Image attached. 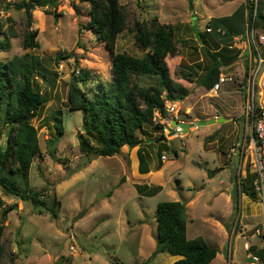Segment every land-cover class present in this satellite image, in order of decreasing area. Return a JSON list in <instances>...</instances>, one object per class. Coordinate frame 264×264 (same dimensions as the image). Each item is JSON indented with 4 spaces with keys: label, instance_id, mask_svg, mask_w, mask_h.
<instances>
[{
    "label": "rangeland",
    "instance_id": "374dc122",
    "mask_svg": "<svg viewBox=\"0 0 264 264\" xmlns=\"http://www.w3.org/2000/svg\"><path fill=\"white\" fill-rule=\"evenodd\" d=\"M119 1L126 9L128 29L119 35L116 53L144 57L146 52L135 44L136 21L158 17L160 23L176 27L180 52L166 62L174 81L189 91L185 99L174 102L180 109L181 120L188 123V131L174 138L165 132L155 133L147 126L146 133L139 134L144 166L152 170L144 179L127 175L121 155L99 156L80 170L87 161L80 149L81 134L86 133L84 113L70 109L69 91L75 88L81 95L93 98L102 84L113 81L112 55L86 28L90 4L82 0H0V41L10 42L9 50L0 51V61L32 52L45 69V76L36 75L35 79L36 89L48 102L33 120L39 132L41 153L32 164L30 190L44 191L48 206L56 200L61 202L58 218L54 219L47 210L40 214L30 202L9 195L0 186V222L5 226L2 264H170L173 256L167 253L150 259L157 245V205L166 201H186L189 205L188 238H203L218 251L210 264L253 263L254 254L245 246L264 241V208L246 194L234 202L233 177L238 176L239 181V176L245 179L251 175L247 165H242L240 173L241 155L231 152L243 137L238 83L225 84L218 97L208 96L207 89L198 84L199 77L216 60L220 62V71L226 72L227 68L220 61L222 56L207 44L205 32L210 16L230 14L242 0ZM25 2L36 5L30 18L25 12L26 5L22 8ZM263 7L261 0L260 10ZM193 11L204 40L196 39ZM28 19L32 21L30 28ZM28 29L37 32L38 47L34 50L23 47ZM220 48L227 51L228 45L222 44ZM184 66L197 72L192 82L182 77ZM80 71L90 73L86 81H79ZM152 82L147 79L144 84ZM212 114L224 115L226 121L198 129L196 125L190 127L212 119H206ZM57 116L63 119L65 133L53 145ZM207 127H211L212 133ZM9 133L10 126L0 124L2 148H6ZM206 134L213 137L206 138L204 146ZM92 143L97 148L96 142ZM137 149V146L132 150L124 147L123 153ZM163 155L167 161L161 158ZM210 172L214 173L211 177ZM149 183L165 189L157 196L138 195V187L150 186ZM184 191L189 196L185 201L184 196H179ZM15 205L16 209L4 219L3 212ZM82 212L84 215L73 222ZM257 229L262 234H257Z\"/></svg>",
    "mask_w": 264,
    "mask_h": 264
},
{
    "label": "trees",
    "instance_id": "16d2710c",
    "mask_svg": "<svg viewBox=\"0 0 264 264\" xmlns=\"http://www.w3.org/2000/svg\"><path fill=\"white\" fill-rule=\"evenodd\" d=\"M26 1V0H25ZM90 4V20L87 30L91 31L98 40L102 41L112 55L113 81L109 85H101V89L91 98L80 94L75 88L70 89L68 100L71 110L84 113L85 134H81L80 149L87 161L80 170L89 166L99 156L113 157L121 155L126 166L127 175L132 178L130 153H123L122 149L130 150L140 145V133H146L147 126L153 132L163 134V125L155 123L156 112L162 117L167 116L166 101L182 100L189 95V91L176 83L172 78L166 59L179 55L176 40V27L172 24L160 23L158 17L152 20L136 21L135 44L145 51L142 58L134 57L127 52L116 53L119 35L128 29L127 13L119 0H82ZM41 3H44L41 2ZM40 4V3H39ZM26 5V2L23 4ZM77 7V6H76ZM77 10V9H76ZM260 18L263 17L262 11ZM226 18H213L209 25L213 33H207V44L216 49L215 54L222 57L224 64H230L236 59L233 51L220 46L222 42L235 36L236 32L226 26ZM31 19L27 20L30 28ZM225 30L222 40L219 30ZM2 32L0 26V33ZM233 33V35H231ZM23 47L34 50L38 47L36 31L29 29L25 33ZM201 35V34H200ZM201 40L203 36L201 35ZM10 42L0 41V51L9 50ZM182 77L192 82L197 72L191 66H184ZM41 59L32 52L21 56H14L9 61H0V124L10 126L6 148L0 146V186L9 195L20 198L23 202H30L40 214L47 210L52 218H58V208L61 202L56 200L48 206L44 200V191L30 190V172L35 158L41 153L38 128L33 124L44 105L48 102L46 96L36 89V75L45 76ZM220 62L206 68L204 75L199 77L198 84L209 90L217 82L220 74ZM90 76L88 71H80L79 81H86ZM153 81L145 85V80ZM55 137L51 144L60 141L65 133L62 117L55 119ZM92 140L96 142L95 148ZM206 145V142H205ZM140 167L145 171L143 153L138 150ZM78 170V171H80ZM146 173V172H145ZM214 173L210 172L209 177ZM254 174L238 181L233 177L236 198L246 194L257 201L252 187ZM124 180V178L122 179ZM140 188V189H139ZM143 196L157 195L162 187L159 185L138 187ZM11 206L3 212V218L16 209ZM157 245L150 259L167 253L171 256L183 258L174 264H210L218 254L203 238L190 240L187 235V207L181 201L159 202L157 205ZM5 226L0 222V264L3 263L5 247L3 245ZM249 251L257 255L264 262V250L251 246Z\"/></svg>",
    "mask_w": 264,
    "mask_h": 264
},
{
    "label": "built area",
    "instance_id": "2783aa9c",
    "mask_svg": "<svg viewBox=\"0 0 264 264\" xmlns=\"http://www.w3.org/2000/svg\"><path fill=\"white\" fill-rule=\"evenodd\" d=\"M246 2L248 14L245 33L233 37L226 44L228 50L236 55L235 62L227 65L226 72H220L217 82L207 90V95L218 97L225 84L238 83L236 89L242 100V116L245 125L241 141L232 148L231 152L241 155L240 173L242 165H247L251 169V174L255 175L252 187L258 202L264 208V30L259 24L261 0ZM206 32L213 33V27L208 25ZM219 33L223 36L225 30L220 29ZM174 102L167 100L165 105L167 116L162 117L156 112L154 121L163 125V132L176 138L186 134L188 130L184 131L185 129L180 126L186 122L181 120L180 109ZM195 129H198V126ZM161 158L164 161L167 160L165 155ZM241 179L239 176V180ZM256 233L262 234V231L257 229ZM245 249L249 251L250 246L247 244ZM251 259L253 261L251 264L261 262L255 254L251 256Z\"/></svg>",
    "mask_w": 264,
    "mask_h": 264
},
{
    "label": "crops",
    "instance_id": "0c3cea01",
    "mask_svg": "<svg viewBox=\"0 0 264 264\" xmlns=\"http://www.w3.org/2000/svg\"><path fill=\"white\" fill-rule=\"evenodd\" d=\"M247 0H242V2L235 8V9H233V11H232V13H230V14H227V15H225V16H223V17H212V16H210V20L211 19H213V18H226L227 19V21H226V26H227V28H230L232 31H234V32H236V34H235V36H239V35H242V34H244L245 33V30H246V24H247V14H248V4H247V2H246ZM263 10L262 11H264V7L262 8ZM210 20H209V22H210ZM209 22H208V25H209ZM260 28L262 29V30H264V15H263V17L261 18V20H260ZM198 25H199V20H198ZM231 35H233V33L231 34ZM234 36V37H235ZM222 38V36H220V39ZM233 38V37H232ZM232 38L231 39H229V40H227V41H224V42H222V44H227L229 41H231L232 40ZM222 40V39H221ZM223 41V40H222ZM235 62V60L234 61H232L231 63H234ZM230 63V64H231ZM230 64H226V65H230ZM206 89V88H205ZM178 100H180V98H178L176 101H178ZM215 116H218V118H225V116L224 115H215V114H212L211 116H209V117H207L206 119H210V118H214ZM242 118H244L243 116H242V112H241V115H240ZM198 120L200 119V118H197ZM206 119H204V120H206ZM228 120H230V119H228ZM244 121V120H243ZM184 122H186V121H184ZM186 124H188L187 122H186ZM244 122H243V132H244ZM208 128V127H207ZM209 129V131L208 132H210V131H212L211 130V127H209L208 128ZM210 133H212V132H210ZM208 134V133H207ZM205 135V138H204V141H205V139L207 138V140L208 139H211L212 137H213V135ZM161 140L160 141H164V139H162V138H160ZM206 142V141H205ZM147 143V142H146ZM149 143V142H148ZM142 145H143V143H142ZM204 146H206L205 145V143H204ZM138 147V149L137 150H135L134 152H130V159H131V166H132V178H136V179H144V178H142V177H146V175H148V174H150L151 172H152V170L151 169H149V170H147L146 168L147 167H145V171H142L141 170V167H140V159H139V155H138V150L139 149H142V147H141V144L140 145H138L137 146ZM128 150H130L128 147H126ZM205 148V147H204ZM134 149V148H133ZM132 150V149H131ZM122 152H123V149H122ZM127 153H129V152H127ZM143 153V152H142ZM235 154H239V153H235ZM138 157V158H137ZM94 161V160H93ZM93 161H92V163L91 164H93ZM167 161V160H166ZM163 163H164V161H163ZM90 164V165H91ZM161 164H162V162H161ZM198 166V165H197ZM146 172V173H145ZM130 177V176H129ZM140 182H143V181H140ZM150 184V183H149ZM146 186H149V185H146ZM150 186H151V184H150ZM159 186H161L162 187V190L158 193V194H160L164 189H165V187H163L162 185H159ZM136 189H137V187H136ZM183 191V190H182ZM186 191V190H185ZM182 192V193H180V197L182 198L183 196V200L185 201V199L187 198H189V196H185V193L186 192ZM137 192H138V190H137ZM157 194V195H158ZM187 194V193H186ZM138 195H140V196H142V197H144L142 194H140L139 192H138ZM157 195H155V196H157ZM145 197H147V196H145ZM256 202H258V200L256 201ZM184 203H186V201L184 202ZM259 203V202H258ZM192 204H193V202H192ZM186 207H187V210L189 209V205L186 203ZM187 216H188V214H187ZM187 232H188V226H187ZM188 235V234H187ZM250 245V244H249ZM251 245H255V247H257V248H260V249H263L264 250V241H261L260 240V244H258V243H254V244H251ZM251 247V246H250ZM183 257L182 256H173L172 258H171V260L169 261V263L170 264H174L176 261H178V260H180V259H182Z\"/></svg>",
    "mask_w": 264,
    "mask_h": 264
},
{
    "label": "water",
    "instance_id": "95a60500",
    "mask_svg": "<svg viewBox=\"0 0 264 264\" xmlns=\"http://www.w3.org/2000/svg\"><path fill=\"white\" fill-rule=\"evenodd\" d=\"M35 7H36V5L35 4H32L30 2L25 6V12H26L27 18H30V16H31V10L33 8H35ZM191 10H193V6L192 5H191ZM192 27H193V30H194L196 39L197 40H201V35H200V30H199V25H198V17L196 16V14H195L194 11H193V16H192ZM225 121L226 120L224 118H219V119L213 118V119H210L208 121H198L195 124H191L190 127H193L195 125L198 126V127L199 126L200 127H204V126L212 125V124H215V123H224ZM180 126L183 127L185 130H187L188 127H189L187 124H180ZM162 139H164V138H162ZM84 213L85 212H82L78 216H76L73 219V222L78 221L84 215Z\"/></svg>",
    "mask_w": 264,
    "mask_h": 264
}]
</instances>
